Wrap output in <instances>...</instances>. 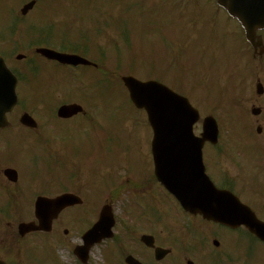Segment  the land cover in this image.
<instances>
[{"label":"rangeland","instance_id":"rangeland-1","mask_svg":"<svg viewBox=\"0 0 264 264\" xmlns=\"http://www.w3.org/2000/svg\"><path fill=\"white\" fill-rule=\"evenodd\" d=\"M216 16L218 19L213 20L212 29H209V26L206 25L207 22L212 20L210 19L211 16H209L207 21L199 19L197 24L196 22L193 23L187 32L181 31L180 33H175L181 34L182 38L186 41L189 53L177 51L175 54L176 57L173 56V58L177 60V63L171 66H166L171 63L172 56L166 52L164 47L165 44L163 43L164 40L174 35L167 33L168 28L158 29L156 33L157 36L154 38H145V36L134 38L132 42L133 51L131 58L134 60L135 64L140 63V61L147 64L148 67L145 69L146 74L167 80L169 83L178 87H186L184 88L188 94L186 96L199 108L201 119L209 114L215 113L222 141L236 144L238 138L237 134L233 133V131L239 130L240 134L244 137L249 135V131L246 123L247 116L244 112L234 107V101H240L244 93V81L249 77L252 78V76H255L257 70L251 62L250 57L243 54L241 47L238 46L240 44V39L233 38L231 34L227 33L228 27L225 28V26L232 23L229 22L222 13ZM91 21L93 23V18L86 14L82 17L81 26L88 28ZM200 29H202L201 32ZM81 34L82 35L76 33L74 37L71 38L72 43H77L81 38H84L86 42L82 45L83 49L87 47L88 52L94 51L96 49L97 40L93 31H81ZM190 34H194L195 37L188 40L187 38ZM98 48L101 52L113 53L109 46H98ZM119 49V51H114V53L110 55L113 59V65L117 63L124 64L127 55L122 53L126 51L127 48L122 43ZM135 49H140V52ZM185 53H187L186 56ZM42 64L47 72V79L59 86L56 87L52 85L51 87L48 85L49 88H45L43 99L45 101L50 99L46 103L54 104V100H61L64 97H66L65 101H68L70 97L74 100L80 99L75 95H70L75 89L83 88L81 82L74 79L71 72L50 63L42 62ZM20 70L26 72L30 69L28 66L22 65L20 66ZM84 73L93 76L91 70H84ZM30 74L33 75V72H27V75ZM103 79L107 82L116 83L105 78ZM63 82L65 85L62 86ZM193 84L195 87L187 88ZM100 85L101 81L97 78L94 87L92 86L91 89H85L87 92L82 95V99L86 96H92L94 90L100 87ZM61 86L65 88H61ZM196 86L198 87L196 88ZM53 88H61L60 92L63 93V95L57 94L54 97V95H52ZM22 92L24 95L23 88L21 89V87H19L17 93L20 97H22ZM24 98L27 99L29 106H33L31 104L33 100L30 97L24 95ZM212 110L215 111L211 112ZM128 113H132L134 116V118L133 116H129L126 120L131 126H134V119H140L139 126V121H135V126L138 129L133 127V130H130V126H123V122H120ZM119 114H122L121 118L118 116ZM99 115L102 120L101 123H96L91 126V124L87 122L82 132L78 131L76 124L68 128L70 129L69 131H72V135L67 137L69 146L67 145L66 147L69 155L78 154L80 158L86 161H94L96 164L104 163L101 164V166L113 165L114 167H125L141 165L146 158L145 147L149 142V131L147 127H143L141 116L131 108L122 91H119V98L114 97L109 100L106 106L99 112ZM240 116L242 117V126L239 128L238 121L240 120ZM197 126L200 127V125ZM12 129L13 128L7 130L6 134L11 132ZM25 135V132L16 135L15 137H17V139L12 143L15 144L17 148L15 146L12 150L5 148L3 152H0V158L14 163L15 165H19L20 169H24L23 172H21V179L28 176L32 179L44 175V168H41V166L38 167L37 165L40 159H44L48 163L46 175L56 176L58 170L54 163L50 162V154L46 156L43 147L37 149L31 148L30 150L24 149V144L27 143ZM20 141H23V143L21 146H18ZM16 151L17 154L14 153ZM26 173L29 175H25ZM61 176L64 180L66 179L63 173H61ZM251 179L255 178L251 177ZM26 182L27 181L24 180L20 186H24ZM60 182L63 185L67 183L66 180ZM8 190L10 192L12 191L11 188H8ZM30 193L31 192H27L24 194V197L19 198V204L22 206L21 211L23 214L20 213L16 215L15 211L14 213L10 212L0 215V259L3 258L10 264H12L13 259H17V264H45L44 260L49 250L50 264H52L51 261L55 264H74L70 256L64 254L60 249L54 250V246L52 245H49L47 248L31 247V244L42 245L45 242L54 245L53 235H31L23 239L15 236L16 225L20 222L29 221L33 215V210H31L30 207L32 204L27 206L29 210L24 209L25 205L29 202L27 198ZM35 193L36 192L32 194L35 195ZM12 194V192L10 195L6 194V191L4 192L3 190L0 192V208H6L7 204L13 207ZM104 194L105 193L101 191L91 193L88 196L90 202L87 203L84 210H94V208L97 210L98 201L101 198H105ZM250 197L252 200L255 199L254 195H250ZM251 199L246 200H248L250 202L249 204L256 210H261L259 204L261 199H258L257 203H253ZM32 200L33 195L30 198V203ZM149 204H151L150 201ZM73 214L74 212L70 215ZM78 217L86 219L85 215ZM66 218L67 217H64V219ZM141 221L138 223L139 228H142ZM68 226L74 230L77 227L76 224H69ZM215 229L217 230V236H221L223 239V241H220V249L215 250L208 247L213 254L209 257H207L206 254L207 250H205L206 252L200 258L196 259L195 256H192L191 258L196 260V264H213L212 262L215 261L214 257L217 259L216 264H264V246H261L258 241L249 237L244 233V230L240 229L230 233L228 230ZM119 231L120 230L117 229L114 231L117 236H120V233H118ZM180 231V228L167 229L164 231L163 236L166 238L170 233L179 235ZM130 234L131 233H128V236ZM61 240H64V236H62ZM66 241H69V239L67 238ZM120 241L125 249L127 248L134 251L137 249L134 243H130V241L124 237H121ZM165 242L164 246L174 247L175 253L170 254V257L166 259H162L158 264H177L179 261V264H183L187 257L184 258L182 248L187 244L181 245L178 239L174 240V238ZM116 246H118V242L112 240L99 246V248L94 247L90 254L91 259L89 260V264H122L120 259H117L119 263L114 262L118 254ZM119 250L124 252L123 249Z\"/></svg>","mask_w":264,"mask_h":264},{"label":"flooded vegetation","instance_id":"flooded-vegetation-1","mask_svg":"<svg viewBox=\"0 0 264 264\" xmlns=\"http://www.w3.org/2000/svg\"><path fill=\"white\" fill-rule=\"evenodd\" d=\"M68 4L65 2L63 8L58 11L52 8L49 4L44 5L40 0H0V56L4 58L6 54H12L18 50H22L25 47L33 48L42 45L43 42H49L53 39V28H63L64 20L67 13ZM25 11V12H22ZM255 104L259 106L261 112L259 117L264 113V97L256 99ZM259 121V120H257ZM2 171V168L0 169ZM224 188L232 189V185L227 184ZM177 210H181L179 207L172 208H158L157 210H112L113 211V226L112 230H120V236H113V239L118 242V254L119 255H134L142 262H149L150 259H154V249L148 248L141 240L143 236L151 237V241L154 243V247H163L160 245L159 238H164L161 230L165 227L164 222L177 223L178 226L182 224L183 235H177L180 239H183V243L192 244V230L196 227L197 217H192L187 214H181ZM75 210H63L60 214L63 215L61 221H67L64 217L73 218L75 215H70ZM177 212V213H176ZM91 219L92 223L98 218L100 210L85 211ZM59 215V216H60ZM142 219V221H141ZM59 218L54 221L51 234L59 235L57 223ZM141 221L142 228L138 227V223ZM55 224V226H54ZM54 228V229H53ZM159 229L158 232H154ZM83 231L82 233H84ZM72 232L68 229H63V235L68 237ZM128 233H131L128 236ZM190 234V241H189ZM70 237V246H76L80 242L76 235ZM81 237V234H79ZM124 237L134 243L136 250L125 249L121 244L120 238ZM112 239V240H113ZM111 240V241H112ZM61 243L60 241H56ZM64 242V241H63ZM103 241L102 244L107 243ZM195 243V242H194ZM66 246L68 243L64 242ZM201 250H205L204 242L200 241ZM193 245V244H192ZM215 249H219L218 245L212 244ZM119 249H123L121 252ZM184 258L197 253L196 246L185 248L182 251ZM131 255V256H132ZM186 258L184 261L192 262ZM76 260V259H75ZM77 261V260H76ZM78 262V261H77ZM144 262V263H145ZM193 263V262H192ZM79 264V263H77Z\"/></svg>","mask_w":264,"mask_h":264},{"label":"water","instance_id":"water-1","mask_svg":"<svg viewBox=\"0 0 264 264\" xmlns=\"http://www.w3.org/2000/svg\"><path fill=\"white\" fill-rule=\"evenodd\" d=\"M249 1L251 0H239L242 6L243 5L246 6V3H248ZM253 1L256 4H258V2H262L264 0H253ZM256 4L254 5L256 9L255 16H257L258 14L257 11L259 10L261 11L262 16H264L263 14L264 7H261ZM259 26L264 27V21H261L257 27ZM163 106H164V102L160 101L159 106L157 107V109H155V111L157 113H160V115H161V107ZM169 113H171V108H169ZM189 117H192V118L189 119ZM189 117L181 119L179 123L173 126V129L167 130L171 136H174L173 141L175 143L197 142L194 139L190 138V131H189L191 123L197 119V116L193 115ZM204 128H205L204 136L206 138L210 139L215 136L216 129H215L214 122L211 119L208 118L205 120ZM195 160L199 164L200 157L198 153H197V157L195 158ZM197 204L199 207L209 208L208 210H198V211H201L204 214V216H206V218L223 223L230 227H238L239 225H244L245 227L249 229V231L254 233L262 241H264V222L258 221L255 215L250 210H247L246 208L239 206L231 198L221 196V195H216L214 192L212 193L209 192V193H206L204 196H198ZM50 205H51V202L49 201H45V200L37 201V208L50 206ZM235 205L237 206V207H234L236 209H232V210L222 209V208L233 207ZM210 208H220V209L211 210ZM35 215H36V218L39 220V225L37 226L34 223L20 224L19 225L20 234H25L27 232L35 231V230L45 231L49 229V221H50L51 216L50 214H48L47 210H36Z\"/></svg>","mask_w":264,"mask_h":264},{"label":"bare ground","instance_id":"bare-ground-1","mask_svg":"<svg viewBox=\"0 0 264 264\" xmlns=\"http://www.w3.org/2000/svg\"><path fill=\"white\" fill-rule=\"evenodd\" d=\"M184 152H182V154H183Z\"/></svg>","mask_w":264,"mask_h":264}]
</instances>
